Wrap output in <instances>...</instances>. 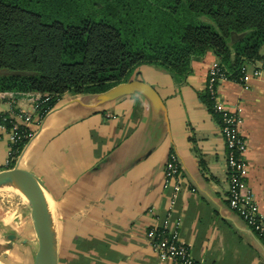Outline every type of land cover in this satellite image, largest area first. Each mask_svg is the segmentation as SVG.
I'll return each mask as SVG.
<instances>
[{
    "label": "crops",
    "instance_id": "crops-1",
    "mask_svg": "<svg viewBox=\"0 0 264 264\" xmlns=\"http://www.w3.org/2000/svg\"><path fill=\"white\" fill-rule=\"evenodd\" d=\"M260 52L264 59V46ZM217 61L213 53L193 60L181 81L141 67L130 79L151 84L164 113L140 94L101 103L97 95L66 93L40 118L30 100L0 93V114L34 115V137L12 162L50 192L59 264H178L160 260L146 238L170 212L171 190L163 186L170 153L183 186L170 217L180 220V239L196 264H264V241L227 200L225 141L207 102L208 70ZM218 93L225 106L241 109L246 181L264 212V74L220 83ZM10 145V130L0 128V171L13 168ZM1 197L0 264H35L27 200L8 208Z\"/></svg>",
    "mask_w": 264,
    "mask_h": 264
},
{
    "label": "trees",
    "instance_id": "trees-1",
    "mask_svg": "<svg viewBox=\"0 0 264 264\" xmlns=\"http://www.w3.org/2000/svg\"><path fill=\"white\" fill-rule=\"evenodd\" d=\"M263 46L264 0H0V93L49 97L42 118L64 94H101L143 66L184 80L207 53L241 82ZM207 102L221 128L208 90ZM0 116L11 130L16 118ZM27 142L11 145V162Z\"/></svg>",
    "mask_w": 264,
    "mask_h": 264
},
{
    "label": "built area",
    "instance_id": "built-area-1",
    "mask_svg": "<svg viewBox=\"0 0 264 264\" xmlns=\"http://www.w3.org/2000/svg\"><path fill=\"white\" fill-rule=\"evenodd\" d=\"M264 74V62L257 64H246L242 68L241 83H247L253 79L260 78ZM230 81L222 72L218 61L208 70L207 90L210 92L215 103L214 108L223 114L221 134L225 141L227 165L229 171L228 196L230 208L243 218L248 226L260 237L264 238V212H261L254 200L246 176L249 170L246 161L247 144L241 131L243 118L239 107L229 108L221 101L218 93L220 83ZM11 100L18 98L28 99L32 102L34 110L38 112L40 102L49 101V97L40 94L6 93ZM10 130L11 145L22 139L30 141L34 137L31 125L34 124V115L21 114ZM7 118L0 116V128L6 127ZM25 127L26 129H22ZM28 130V131H27ZM10 145V155L12 149ZM179 163L176 155L170 153L164 166V187L171 190L168 199V217L154 224L146 234L153 251L162 261H173L178 264H196L192 257L189 246L180 239L179 219L173 220L171 212L176 207L183 186L180 179Z\"/></svg>",
    "mask_w": 264,
    "mask_h": 264
},
{
    "label": "water",
    "instance_id": "water-1",
    "mask_svg": "<svg viewBox=\"0 0 264 264\" xmlns=\"http://www.w3.org/2000/svg\"><path fill=\"white\" fill-rule=\"evenodd\" d=\"M133 94L144 96L155 111L164 113L165 104L158 91L151 84L140 79L121 82L98 94L97 98L101 103H108ZM6 187L19 190L30 206L38 243L35 264H59L53 225V203L50 192L42 179L28 170L15 166L0 171V188ZM15 239V236H9L10 242Z\"/></svg>",
    "mask_w": 264,
    "mask_h": 264
},
{
    "label": "rangeland",
    "instance_id": "rangeland-1",
    "mask_svg": "<svg viewBox=\"0 0 264 264\" xmlns=\"http://www.w3.org/2000/svg\"><path fill=\"white\" fill-rule=\"evenodd\" d=\"M1 196H4L5 198L3 202L4 207H8V208H14V206H16L17 203H20L23 199H24L23 201L26 200L25 196L14 187L0 188V198H2Z\"/></svg>",
    "mask_w": 264,
    "mask_h": 264
},
{
    "label": "bare ground",
    "instance_id": "bare-ground-1",
    "mask_svg": "<svg viewBox=\"0 0 264 264\" xmlns=\"http://www.w3.org/2000/svg\"><path fill=\"white\" fill-rule=\"evenodd\" d=\"M19 191V190H18Z\"/></svg>",
    "mask_w": 264,
    "mask_h": 264
}]
</instances>
